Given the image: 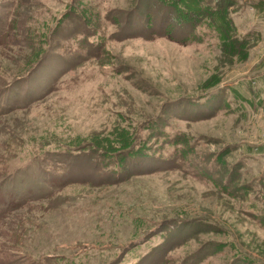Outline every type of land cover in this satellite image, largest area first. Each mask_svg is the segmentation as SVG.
Wrapping results in <instances>:
<instances>
[{"label": "rangeland", "instance_id": "rangeland-1", "mask_svg": "<svg viewBox=\"0 0 264 264\" xmlns=\"http://www.w3.org/2000/svg\"><path fill=\"white\" fill-rule=\"evenodd\" d=\"M251 6L0 0V264H264Z\"/></svg>", "mask_w": 264, "mask_h": 264}, {"label": "crops", "instance_id": "crops-1", "mask_svg": "<svg viewBox=\"0 0 264 264\" xmlns=\"http://www.w3.org/2000/svg\"><path fill=\"white\" fill-rule=\"evenodd\" d=\"M250 1L252 3L251 8H254L256 10L257 14H259V15L264 14V0H250ZM260 10H262V11H260ZM260 66L264 67V61H262L260 63Z\"/></svg>", "mask_w": 264, "mask_h": 264}, {"label": "trees", "instance_id": "trees-1", "mask_svg": "<svg viewBox=\"0 0 264 264\" xmlns=\"http://www.w3.org/2000/svg\"><path fill=\"white\" fill-rule=\"evenodd\" d=\"M259 149H260V150H262V149H263V147H260Z\"/></svg>", "mask_w": 264, "mask_h": 264}]
</instances>
